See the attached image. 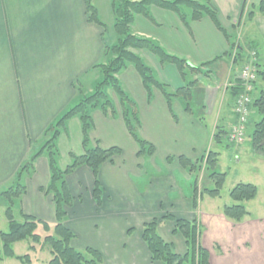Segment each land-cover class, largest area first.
Here are the masks:
<instances>
[{
  "label": "crops",
  "instance_id": "crops-1",
  "mask_svg": "<svg viewBox=\"0 0 264 264\" xmlns=\"http://www.w3.org/2000/svg\"><path fill=\"white\" fill-rule=\"evenodd\" d=\"M260 1L212 0L217 25L207 15L196 20L186 15L183 21L176 12L155 5L148 8L150 18L134 15L132 34L152 40L168 54L184 59L188 66L180 70L148 50H133L155 79L167 87L169 99L155 87L148 93L132 65L117 76L135 103L137 132L152 145L150 151L146 146L138 154L139 146L128 132L114 94L110 93L116 103L114 115L99 109L92 112V144L119 151L98 169L100 205L93 197L94 175L89 167L80 165L65 177L73 198L66 209L65 224L75 235L71 242L74 248L98 250L101 264H162L150 258L142 240L143 224L168 213L195 218L201 226L199 215L205 213L214 230L213 234L200 233L199 242L208 250L210 264H255V256L226 254L228 247L247 250L245 247L256 241L247 202L248 215L237 223L223 212L199 211L203 192L211 189L206 188L211 179L207 172L208 183L200 187L194 177L196 170L183 167L179 157L197 162L213 147L217 126L229 132L237 123L231 89L240 68L233 60L235 46L254 51L257 68L264 69V15L255 14L251 20L247 17L250 5ZM112 3L92 0L98 24L88 20L85 0H0V208L4 211L10 203L4 191L49 138L47 129L82 95L91 93L100 80V71L94 66L106 61L105 47L116 41ZM261 82L257 79L255 91L264 90ZM186 86L189 95L176 94ZM249 111L247 133L252 119H258L253 110ZM59 130L56 146L59 165L64 168L70 162L69 153H83L80 119L71 117ZM49 176L48 157L43 150L20 172L24 192L12 202L16 217L24 213L55 223L52 196L42 190ZM240 232H244L242 238ZM158 233L173 244L177 253L185 252L184 239L174 232L172 221H161Z\"/></svg>",
  "mask_w": 264,
  "mask_h": 264
},
{
  "label": "trees",
  "instance_id": "trees-1",
  "mask_svg": "<svg viewBox=\"0 0 264 264\" xmlns=\"http://www.w3.org/2000/svg\"><path fill=\"white\" fill-rule=\"evenodd\" d=\"M151 5L172 10L183 21H185L186 15H189L193 20L200 18L202 15H207L216 25L218 23L217 11L212 4V0H113V31L116 41L105 47L104 56L106 57V61L94 66L100 71V80L95 84L91 93L82 95L78 102L71 106L56 123L47 129L46 133L50 135L49 138L44 142L42 148L31 157L33 161L43 150L46 151L50 176L46 188L42 190L45 194L52 196L55 223L49 224L46 221L24 213H20L19 217H16L13 213L12 198H17L24 192V187L19 183L20 172L31 164L30 160V163L23 165L18 170L15 182L3 193L11 203L8 204L4 211L8 229L6 231L0 230V260L15 258L22 264H36L32 253L37 254L42 250H46L50 254V258L46 264H101L102 255L98 250L91 247L79 250L71 244L75 235L66 226L65 219L66 209L71 205L73 198L68 190L65 177L80 165L89 167L94 175L93 197L97 205H100L101 190L97 179L98 169L104 162L111 161L112 156L119 149L116 147L103 149L97 142L92 144L89 132L93 126L91 114L94 110L99 109L104 114L111 115L116 113V103L111 98V94L115 95L128 132L139 146L138 154L143 153L146 146L149 151L152 150V145L142 140L138 135L139 120L136 114L135 103L123 90L117 76L128 65H132L140 75L148 93H150V87H155L169 99L170 94L167 92V87L155 79L150 67L133 50H148L162 62L173 63L180 70L188 65L184 59L168 54L152 40L132 34L131 23L134 15L141 14L150 18L148 8ZM85 7L88 20L100 24L92 0H85ZM255 14L264 15V0L258 4L250 5L247 11L248 19L251 20ZM248 57V55L244 54L242 46L239 45L233 60L235 64L241 67ZM189 67L191 70L199 69L197 67ZM257 79L264 80V69L257 68ZM231 89L235 99L242 90L239 79ZM188 92L189 89L186 86L179 89L176 94L187 96L189 95ZM249 109L254 111L258 119L252 122V128L247 133L245 131V124L248 121L247 117L241 141L245 140L246 137L249 138L253 151L263 153L264 90L255 91L253 89ZM73 116H77L81 122L83 153L78 155L72 152L69 153V164L61 168L56 138L60 131L59 128L63 126L66 120ZM229 134L230 131H226L222 126H217L213 134V147L197 162H190L183 157H179L181 165L188 167L189 171L199 170L202 165L209 171L208 177L212 180L214 187L205 189L204 192L211 197H219L225 181V173L216 171V166L220 155L218 148H226L231 143H234V141L229 139ZM194 187L196 194V181ZM257 193L258 189L255 185L243 182L237 183L229 191V197L234 203L224 205L222 208L224 216L235 221L242 220V218L248 215L245 202L253 200L257 196ZM193 205L194 208L197 207L195 197ZM163 220L172 221L174 223V232L179 233L183 237L186 246L183 254L177 253L173 244L165 241L158 233V225ZM200 233V225L195 218L192 220L177 218L168 213L162 216L161 219L154 218L145 222L142 226V240L148 248L151 260L161 262L162 264H210L209 252L199 242ZM24 240L30 241L29 252L23 255H16L13 249L14 243Z\"/></svg>",
  "mask_w": 264,
  "mask_h": 264
},
{
  "label": "rangeland",
  "instance_id": "rangeland-1",
  "mask_svg": "<svg viewBox=\"0 0 264 264\" xmlns=\"http://www.w3.org/2000/svg\"><path fill=\"white\" fill-rule=\"evenodd\" d=\"M242 46V45H241ZM264 48V45H262ZM244 54L249 55L251 49L242 46ZM236 50V49H235ZM247 62V59H246ZM261 85L264 86V80L259 79ZM256 118L252 119L254 122ZM251 122V128H252ZM238 143V142H237ZM239 144V145H238ZM235 145L231 143L230 146L226 148H218L220 153L218 157V164L216 166V171L221 173H225V181L220 191L219 197L215 198V200H210L208 194L203 192V201L201 206L199 207V211H206L207 213H215L219 211L222 213V207L224 205H230L234 202L229 197L230 189L235 186L239 182L243 183H251L255 185L258 189L257 196L254 200L250 202H245L247 204L248 210L251 211V220H254V225L256 227V241L249 243L247 250H243L244 247H239L235 249L234 247H228L226 251L228 255H237L239 257H251V259L255 256V264H264V152L258 153L253 151L251 148V144L249 138H245L242 143H238ZM199 166V165H198ZM207 172L209 171L204 168L202 165L199 170H196L194 173V177H197L198 184L200 187H203V183L207 181ZM198 187V185H197ZM214 184L210 180V183L206 186V188H213ZM9 200V199H8ZM14 197L12 198V202H14ZM11 203V201L9 200ZM213 203V204H212ZM208 208V209H207ZM219 208V210H217ZM201 219L202 225L200 226L201 233H206L207 231L210 234H213V223L211 219L205 215V213L199 215ZM235 223L240 221H233ZM214 225H218L215 224ZM8 229L7 220L5 218L4 209L0 208V230L6 231ZM41 229V228H40ZM243 230V229H242ZM244 232L239 233V238H242V234ZM226 242V237L223 238ZM29 240H24L21 242H16L13 245L14 252L17 255H23L29 252ZM33 259L36 264H46L50 258L49 252L42 250L37 254L32 253ZM17 264L19 263L15 258H6L3 261L0 260V264Z\"/></svg>",
  "mask_w": 264,
  "mask_h": 264
},
{
  "label": "built area",
  "instance_id": "built-area-1",
  "mask_svg": "<svg viewBox=\"0 0 264 264\" xmlns=\"http://www.w3.org/2000/svg\"><path fill=\"white\" fill-rule=\"evenodd\" d=\"M248 56L247 62L239 68L237 74L242 90L234 100L233 110L237 123L232 126L229 134V139L234 142H239L243 138L244 123L247 121L251 94L254 89V83L257 80L256 53L250 51Z\"/></svg>",
  "mask_w": 264,
  "mask_h": 264
}]
</instances>
